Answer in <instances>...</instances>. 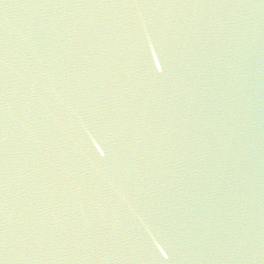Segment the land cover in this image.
Wrapping results in <instances>:
<instances>
[{"label":"water","instance_id":"obj_1","mask_svg":"<svg viewBox=\"0 0 264 264\" xmlns=\"http://www.w3.org/2000/svg\"><path fill=\"white\" fill-rule=\"evenodd\" d=\"M0 264H264V0H0Z\"/></svg>","mask_w":264,"mask_h":264}]
</instances>
